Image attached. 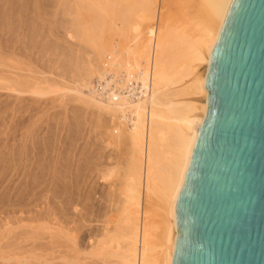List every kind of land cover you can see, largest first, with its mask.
Instances as JSON below:
<instances>
[{"label": "rangeland", "instance_id": "374dc122", "mask_svg": "<svg viewBox=\"0 0 264 264\" xmlns=\"http://www.w3.org/2000/svg\"><path fill=\"white\" fill-rule=\"evenodd\" d=\"M18 1L0 0V11H3L0 14V264H122L116 254L118 246L124 247L121 236L127 228L122 208L125 199L124 187L132 162L130 144L120 138L125 130L118 129L117 133L114 132L118 124L110 116L100 114L80 96L66 89L86 94V89L83 88L86 83L97 86L98 90L102 88L94 72L101 59L93 55L89 48L90 37L93 35L91 30H96L118 15L127 0H52L51 5V0H45L46 4L44 0H21L19 5L16 4ZM160 6L162 14L175 29L188 33L186 13L177 0H160ZM8 31H12L10 35ZM6 32L8 37L5 36ZM14 35L16 37L13 38ZM3 38H6L4 42ZM18 47H23V51ZM179 58V55L174 58V64L178 66L182 64V58ZM90 64L92 68L89 67ZM85 71L88 73L84 74ZM14 82L23 86H48L55 93L38 99L28 94L21 96L6 92ZM193 83V77L190 76L184 79L178 89L186 93L182 97L184 100L198 98L192 93ZM1 106L9 108L4 107V110ZM15 106L19 108L16 109ZM30 107L34 109L32 115H29L33 111ZM15 109H20V112ZM4 118L5 121L2 122L5 126L1 122ZM63 141L67 147L62 146ZM26 142L30 145L27 146ZM36 142L39 143L38 146L34 145ZM50 142L55 144L53 148ZM45 144L50 145V150L46 147L50 152L52 149V157L50 152H45ZM69 145L71 148L68 153L66 148ZM34 146L39 153H32L37 151ZM161 152L164 165L160 170L164 173L168 169L170 149L165 146ZM64 153L68 158H65ZM34 156L42 159L39 162V158L35 159ZM24 158H28L26 162ZM78 158L79 162L75 161ZM82 159L88 162V166ZM77 162L78 169L75 165ZM14 163L16 169L13 167ZM34 163L38 165V169H32ZM56 163L67 165L70 169H66L67 173L63 174L64 169H52ZM42 167L45 168L41 172ZM37 170L39 171L35 172ZM53 172H56L58 184L63 182L58 192L63 186L67 188L66 197L60 194L62 196L58 199L60 206L52 201ZM61 174L63 177L65 175L66 184L65 181H60ZM141 193V204L145 212L143 219L150 227L153 256L158 259L157 253L161 250L158 246L163 242L160 236L161 223L166 219L164 203L156 190L146 192L141 189ZM90 196L92 200L88 199ZM74 197H79L80 200H74ZM62 198H66L67 202ZM84 202L91 204L85 205ZM54 204L55 207L64 208L56 209ZM92 204H95L94 208ZM56 222L59 224H55ZM74 228L80 230L76 232ZM106 230L110 231V237H106Z\"/></svg>", "mask_w": 264, "mask_h": 264}, {"label": "bare ground", "instance_id": "6f19581e", "mask_svg": "<svg viewBox=\"0 0 264 264\" xmlns=\"http://www.w3.org/2000/svg\"><path fill=\"white\" fill-rule=\"evenodd\" d=\"M177 1L182 6L181 8L183 9L184 13H186V24L188 33L182 30L175 29L170 24L168 19L164 17L161 11L162 6H160V0H127L126 5H122L118 15H116L115 17L113 16L108 22L96 28V30H94L95 28L93 29V31L91 30V34L93 35L90 37L91 47L89 48L91 49V53L93 55L101 59L99 65H97V67L94 69V72L95 78L97 80H100L99 82H101L100 86L102 88L98 90L97 86L93 84L89 85L86 83L83 85V88L86 89V94H83L82 92L77 90L66 89L68 90V92H73V94L80 96L82 99H84L86 103L92 105L93 108L96 109V111H98L100 114H106L110 116L112 120L118 124V128L114 129V132L117 133L118 129L125 130L122 131V136L120 138H124V140L128 141L130 144V148L132 151V162L130 165L129 175L127 177L124 187L123 194L125 199L123 203L124 206L122 208V214L125 219V222L127 223V228L121 236V240H123L124 247L121 248L118 246L117 251H120L121 254L118 255V252L116 254L117 257L121 260L122 264H172L175 243L178 234L176 227L175 212L176 203L188 167L190 165L192 152L198 138L199 130L201 128V125L204 121L208 109L209 94L205 89V82L209 70L210 54L217 42L231 2V0ZM5 2L4 4L7 3ZM20 2L21 0L18 1L16 4L19 5ZM44 2L46 4L47 1L44 0ZM51 2L53 1L51 0L49 4ZM56 2L58 1L56 0ZM16 4L14 6H16ZM60 4L61 3H59V5ZM113 5L115 6V4ZM34 9L32 11H35ZM0 14L2 15L3 11L2 13L0 11ZM29 16L31 18V14ZM12 28L16 30L15 27L12 26ZM86 30H88V28ZM1 32L2 31H0V33ZM11 32L12 31H10L9 33L8 31L9 35L11 34ZM8 33L5 36L8 37ZM14 37L16 36L14 35L13 38ZM5 40L3 38V42ZM15 40H17V38L14 39V41ZM9 45L11 46L12 44ZM22 48L23 47L19 49ZM178 55L180 56V58H182V64L180 66L176 65V63L174 64V58ZM85 59H87V56ZM89 67L92 68V65L90 64ZM87 71H85L84 74L88 73ZM190 76L193 77L194 82L192 86V93L198 96V98L194 100H184L182 97H184L186 93L184 91L180 92V90L178 91V89L180 88L184 79ZM10 85H12V87L10 89H7L6 92L10 91V93H14L21 96L28 94L31 97L33 96L39 99L46 98L48 96L50 97L51 94L55 93V91L48 86H23L21 83L17 82H14ZM4 107L9 108L8 106ZM4 107L1 106V108L5 110ZM22 107L25 109L24 106ZM17 108H19V106ZM29 109L32 108L30 107ZM15 110L12 111L15 112ZM19 110L20 109L16 111ZM32 110L33 111H31V114L29 115H32V112H34V109ZM2 121H5V118L4 120H1V122ZM7 123L8 122H6V124ZM2 124H4V122H2ZM8 130L10 131L11 129L8 128ZM36 139L34 141H36ZM6 142H8V140ZM52 142L56 143V141L54 140ZM52 142H50L51 147L55 145L54 143L53 145ZM27 143L29 142H26V145ZM36 143L34 145L38 146L39 143ZM47 144H45V147L48 146V149L50 150V145ZM64 144L65 143L63 141L62 146ZM29 145L30 144H28L27 146ZM65 146L67 147V144L63 147ZM70 146L71 145L66 148L68 153V149L71 148ZM165 146L170 149V159L168 160V169L166 170V172L163 173L160 170L163 169L162 166L164 165V163L162 164L163 160L161 159V150ZM11 148L13 149V147ZM35 149L37 150V147L35 148L34 146V150ZM48 149L46 147L45 152L47 150V152L49 153L50 151H48ZM25 150L27 151V148ZM34 152L37 153L38 150L33 151L32 153ZM51 152H53L52 149ZM51 152L49 154H51L52 157ZM64 152L66 151L64 150ZM16 153L17 155L19 154L18 152ZM25 155L24 157H26ZM51 157L49 155V159H51ZM10 158H12L11 154ZM36 158H39V156L35 157V159ZM65 158L68 157H66L65 155ZM88 158L90 159V157ZM24 159H26V162L28 158ZM41 159L39 158L37 160H39L40 162ZM86 159L87 157L85 158V160ZM12 160L10 163L14 161ZM37 160L35 161L37 162ZM76 160L78 161L80 159L78 158L75 159V161ZM78 162L75 163V165H77V169ZM48 163L50 162L48 161ZM25 164L26 163H24V165ZM33 165L34 166H32V169H38L37 164L34 163ZM75 165L74 169L76 168ZM86 165L88 166V162ZM14 166L15 163L13 167ZM66 166L67 165H63L61 163H56L54 168L52 169H64V171L61 170L63 173L66 169H70ZM81 167L79 168L81 169ZM43 168L45 167H42L41 172ZM47 168L48 166H46V169ZM14 169L16 168L14 167ZM77 169L76 171L78 172ZM38 171L39 170L35 172ZM71 171L72 168L70 172ZM53 173L55 174H53L54 176L51 180V187L53 190L52 201L54 203H59L56 205L60 206V202H58L60 200L58 199L61 198L60 196L62 195L63 197H66V195L68 194L67 188L66 186H63V189L58 192L60 186L63 185L60 184L63 182L58 184V179L57 177H55L56 172ZM66 173L67 172H65V174ZM39 174L38 176H41ZM63 174H61L60 176H62ZM64 177L62 176V178H60L62 180L60 181H65ZM66 183L67 182L65 181V184ZM33 184H35V182ZM76 188L78 187L76 186ZM141 189L146 192H152L153 190L159 192L160 198L163 201L165 207L166 219L162 221L160 231V236L163 242L161 243V245L158 246V248L161 249L160 252L157 253L158 259L154 258L153 256L154 247L152 246V242L150 241V227L147 223H145V219H143L145 212L141 204V199L143 197ZM78 192H76V195ZM89 194L91 193L89 192ZM81 195H83V193ZM75 198H78V201L80 200L79 197H74V200ZM91 198L92 197L90 196L88 199ZM62 199L66 200V198ZM87 200L85 201L87 202ZM52 201L50 202L53 203ZM83 201L84 200H82V202ZM86 202H84L85 205L91 204ZM92 205V208H94L95 204ZM53 206L56 209L58 208L57 206L55 207V204ZM61 208H64V206H61ZM61 208L59 207L58 209ZM75 209L76 208L74 207V211ZM95 209L97 208L95 207ZM91 214L93 215L92 211ZM103 222H105V220ZM55 224H57V222ZM110 227H112V225H110ZM104 228L106 229V227ZM75 229L76 228H74V231ZM69 230L71 231V229ZM76 230V232H78V230L80 229L77 228ZM109 233L110 231L106 233V237ZM73 235L76 236L75 234ZM111 237L113 241H116L114 236ZM159 253L160 256H158Z\"/></svg>", "mask_w": 264, "mask_h": 264}, {"label": "water", "instance_id": "95a60500", "mask_svg": "<svg viewBox=\"0 0 264 264\" xmlns=\"http://www.w3.org/2000/svg\"><path fill=\"white\" fill-rule=\"evenodd\" d=\"M205 89L172 264H264V0H231Z\"/></svg>", "mask_w": 264, "mask_h": 264}]
</instances>
